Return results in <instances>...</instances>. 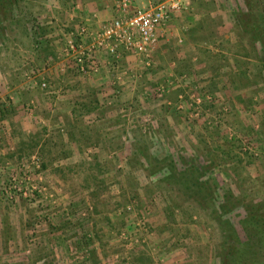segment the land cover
I'll return each mask as SVG.
<instances>
[{"label":"rangeland","instance_id":"374dc122","mask_svg":"<svg viewBox=\"0 0 264 264\" xmlns=\"http://www.w3.org/2000/svg\"><path fill=\"white\" fill-rule=\"evenodd\" d=\"M181 3L158 31L150 64L131 52L138 65L119 72L128 95L92 85L75 100L77 111L110 113L74 134L80 146L62 148L60 124L58 148L40 156L34 144L46 137L37 131L21 140L15 163L0 160V264H222L231 227L248 239L245 216L264 209V0ZM113 5L19 0L1 18L0 83L19 99L0 100V130L19 129L23 111L37 112L33 94L53 89L34 81L37 51H58L67 77L97 71L96 52L84 73L67 43L89 46ZM259 245L248 250L264 259Z\"/></svg>","mask_w":264,"mask_h":264},{"label":"crops","instance_id":"0c3cea01","mask_svg":"<svg viewBox=\"0 0 264 264\" xmlns=\"http://www.w3.org/2000/svg\"><path fill=\"white\" fill-rule=\"evenodd\" d=\"M110 13L111 12H109L108 9L104 10L103 12L102 10L99 11V14L101 15H109ZM162 45V43L159 44V47ZM124 51L125 50L120 51L122 53L117 57L109 55L104 50L96 51L95 64L98 65V69L92 76L83 77H67V75L65 76V74L63 73L60 74L58 70H64L65 65H67V60L62 59L61 61H58V58H54V55L56 54V52H58L55 51L54 48H48L46 51H39V53L38 51L37 53L35 52L36 57H34L31 62H34V65H40L37 70L40 72L37 74V78L32 77L30 79L32 80L33 78H35L34 81L43 79L47 80L49 84L52 83L53 89L50 91H45L43 94H33V98L35 97L36 102L39 103L37 105V112H35L33 115L31 112L27 113L26 111H23V117L21 118L22 124L20 125L19 129L16 126L6 125L4 130H0V137L2 136V140L0 141V154H2L3 156L0 157L1 162H3L4 160V163H15V160L18 157L16 154L18 152L16 151L23 143V141L21 140H28L26 136L29 137L31 135L33 137V134L37 131H42L43 133H45L42 136L46 137V139L42 138L41 141L37 140V142L34 144L35 148L33 150L37 149V152L41 150L40 156L43 157L42 148H52L57 145L55 144V140L53 139V134H59V132L57 131V127L60 124L66 128V133L60 137L62 140V148H75L77 144H79L80 146L82 140L80 137H74V134L76 132H89V130L93 128L96 129L99 125L98 122H95L97 124L91 123L90 125H88L89 122H93V117H95L96 115L98 116V118H100V120H104L105 118H107V116L110 115V113L103 110L77 111L73 109V103H75V100H77L78 98V100L86 99V95L89 94L91 89L90 86L92 85L97 86V88L99 87L100 90L104 89L105 94L114 91V88L112 86L110 87V85H117V88L121 90L120 94H129V92H127L129 85H131L128 82L129 78L123 75L120 77V79H117V76L119 72L123 71L124 69H128L131 71L134 66L138 65V61L137 57L133 53ZM58 72L60 75L58 74ZM18 87H20V85ZM119 92L120 91H118V93ZM9 93L10 90H8V86L1 85L0 83V100L3 101L7 95L10 99L14 98L13 102L17 105L19 96H16L14 94L11 96ZM48 99H50V101H47ZM19 107L22 108L21 105H19ZM79 118L84 119L85 124H83V127H74ZM106 121L107 120H105L104 122ZM108 126H103L102 129L104 132H111L112 129L117 127V125H111L109 127ZM45 140L46 143L43 144ZM56 148L58 147L56 146ZM7 149H13L15 151L13 153L14 155L12 153H6V155H4L5 150L7 151ZM62 159L64 162H66L68 160V156Z\"/></svg>","mask_w":264,"mask_h":264},{"label":"built area","instance_id":"2783aa9c","mask_svg":"<svg viewBox=\"0 0 264 264\" xmlns=\"http://www.w3.org/2000/svg\"><path fill=\"white\" fill-rule=\"evenodd\" d=\"M112 1L115 15L110 23L91 33L92 42L89 46L82 43L74 44L72 40L67 43L69 51L76 54L74 58L84 73L87 71L86 61L91 60V54L97 49H104L108 54L117 57L121 47L139 55L144 59V63L149 65L158 43V31L170 18L172 11L182 8L181 0H163L141 8H131L132 0ZM41 85L45 86L46 83L42 82Z\"/></svg>","mask_w":264,"mask_h":264},{"label":"trees","instance_id":"16d2710c","mask_svg":"<svg viewBox=\"0 0 264 264\" xmlns=\"http://www.w3.org/2000/svg\"><path fill=\"white\" fill-rule=\"evenodd\" d=\"M19 0H0V20H7L12 7ZM252 210L245 216V229L247 240L241 241L235 230L231 227L226 236V254L222 257V264H264V259L257 253L250 254L248 247H253L264 242V209ZM250 254V255H249ZM242 255L248 256L243 258Z\"/></svg>","mask_w":264,"mask_h":264}]
</instances>
